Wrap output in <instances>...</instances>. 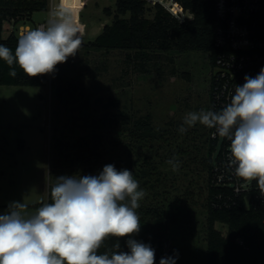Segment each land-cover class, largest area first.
I'll list each match as a JSON object with an SVG mask.
<instances>
[{
    "label": "rangeland",
    "instance_id": "rangeland-1",
    "mask_svg": "<svg viewBox=\"0 0 264 264\" xmlns=\"http://www.w3.org/2000/svg\"><path fill=\"white\" fill-rule=\"evenodd\" d=\"M68 2L84 43L113 21L105 8L115 14L116 0ZM151 9L148 18L154 16ZM48 19V11L35 12L31 30ZM23 21H7L3 36L11 31L19 34ZM212 73L213 65L197 52H162L142 62L133 51L80 47L75 57L48 74L45 87L0 85V215L13 201L27 206L48 203L50 188L60 176H95L108 164L136 171L151 166L155 170L150 177H139L146 192L139 203L164 206L166 256L178 254L176 264H205V164L212 132L199 123L184 133L179 128L187 112L210 110ZM120 111L131 119L150 116L155 136L137 143L122 126L97 125L101 118ZM80 137L101 144L103 164L90 174L87 164L58 166V140L74 144ZM173 158L179 161L176 171L168 163ZM36 210L27 207L29 214ZM216 228L227 234L225 224L216 223Z\"/></svg>",
    "mask_w": 264,
    "mask_h": 264
},
{
    "label": "clouds",
    "instance_id": "clouds-1",
    "mask_svg": "<svg viewBox=\"0 0 264 264\" xmlns=\"http://www.w3.org/2000/svg\"><path fill=\"white\" fill-rule=\"evenodd\" d=\"M74 9L59 0L45 26L28 30L12 50L0 44V59L17 75L18 65L29 77L51 74L58 64L75 57L82 46ZM230 102L219 111L187 112L179 131L197 123L215 129L230 143L228 167L245 181L255 180L264 194V68L245 76ZM179 169L175 158L168 161ZM146 192L128 169L105 165L95 176H60L51 188V203L29 214L27 205L13 201L0 215V264H155V250L133 238L141 228L137 209ZM129 237L128 251L119 243L99 254L110 238ZM178 254L160 264H176Z\"/></svg>",
    "mask_w": 264,
    "mask_h": 264
},
{
    "label": "trees",
    "instance_id": "trees-1",
    "mask_svg": "<svg viewBox=\"0 0 264 264\" xmlns=\"http://www.w3.org/2000/svg\"><path fill=\"white\" fill-rule=\"evenodd\" d=\"M181 6L193 14V18L179 22L160 5L153 7V18L146 16L152 10L143 0H116L115 14L111 8H105L107 15H113V21L105 24L102 32L87 43L82 42L83 48L88 50H128L133 51L135 57L142 62H149L157 53L176 52L188 54L202 53L213 65L218 53L214 44V0H177ZM49 0H0V44L9 47L13 54L18 43L19 34L11 31L3 36L4 24L14 20L22 25L33 21L35 12H46ZM130 58V55H128ZM17 75H8L9 66L0 59V85L5 86H38L47 85L48 74L36 77L27 76L18 65H14ZM146 71V70H145ZM59 96L62 94L58 89ZM211 98V86H210ZM117 104L116 100H113ZM210 110H215L211 100ZM98 126L124 127L129 131L132 140L142 143L147 138L155 136V128L150 116L131 119L124 111H120L112 118H101ZM215 129H211L214 132ZM229 145L226 139L211 136L208 159L205 169L208 171L207 187V219H206V261L205 264H264V206L246 207L245 204L224 206L231 191L216 186L213 182L214 166ZM100 142L91 141L87 137H80L74 144H66L61 140L57 148L61 152L58 166L74 167L87 164L90 174L100 169L103 155ZM146 159V158H145ZM61 161H63L61 163ZM146 162V161H145ZM133 178L139 182V177H150L155 170L151 166L136 171L130 168ZM143 182V184H147ZM140 184V182H139ZM142 185H139L141 189ZM49 191L48 203H51ZM42 204H32L28 207L37 208ZM140 217L141 228L138 234L131 238L149 244L155 250V264H160L166 258L163 233L166 228L165 208L159 202L151 205H140L136 210ZM216 223L227 226V234L216 228ZM127 239L108 238L99 249V254L111 251L112 246L119 243L121 251H128Z\"/></svg>",
    "mask_w": 264,
    "mask_h": 264
},
{
    "label": "built area",
    "instance_id": "built-area-1",
    "mask_svg": "<svg viewBox=\"0 0 264 264\" xmlns=\"http://www.w3.org/2000/svg\"><path fill=\"white\" fill-rule=\"evenodd\" d=\"M149 7L160 5L179 22L193 18L177 0H143ZM59 0H49L48 12ZM214 44L218 50L211 77V103L215 110H221L234 95L236 86L245 83V76L255 77L264 68V0H214ZM47 21L36 28L45 26ZM31 30L19 27L20 36ZM216 130L212 137L216 138ZM229 145L214 166L213 182L232 192L224 206L245 204L246 207L264 206L262 194L255 180L248 182L234 174L228 167Z\"/></svg>",
    "mask_w": 264,
    "mask_h": 264
},
{
    "label": "crops",
    "instance_id": "crops-1",
    "mask_svg": "<svg viewBox=\"0 0 264 264\" xmlns=\"http://www.w3.org/2000/svg\"><path fill=\"white\" fill-rule=\"evenodd\" d=\"M5 23H6V22H5ZM38 24H39V23H38ZM38 24H37V25H38ZM37 25H36V26H37ZM4 26H5V24H4ZM21 26H27V27H29L30 29L33 27V26L30 25V24H28V25H21ZM33 28H35V27H33ZM19 35H20V34H19ZM42 205H43V204H42ZM42 205H41V206H42ZM41 206H40V207H41ZM38 208H39V207L34 208V209H38Z\"/></svg>",
    "mask_w": 264,
    "mask_h": 264
}]
</instances>
